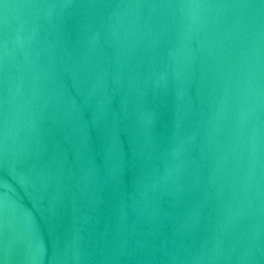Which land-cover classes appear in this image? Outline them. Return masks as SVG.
I'll return each mask as SVG.
<instances>
[{
	"label": "water",
	"instance_id": "obj_1",
	"mask_svg": "<svg viewBox=\"0 0 264 264\" xmlns=\"http://www.w3.org/2000/svg\"><path fill=\"white\" fill-rule=\"evenodd\" d=\"M0 264H264V0H0Z\"/></svg>",
	"mask_w": 264,
	"mask_h": 264
}]
</instances>
